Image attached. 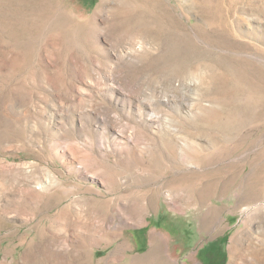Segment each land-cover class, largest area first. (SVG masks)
Returning <instances> with one entry per match:
<instances>
[{
	"label": "rangeland",
	"instance_id": "rangeland-1",
	"mask_svg": "<svg viewBox=\"0 0 264 264\" xmlns=\"http://www.w3.org/2000/svg\"><path fill=\"white\" fill-rule=\"evenodd\" d=\"M213 244L264 264V0H0V264Z\"/></svg>",
	"mask_w": 264,
	"mask_h": 264
},
{
	"label": "trees",
	"instance_id": "trees-1",
	"mask_svg": "<svg viewBox=\"0 0 264 264\" xmlns=\"http://www.w3.org/2000/svg\"><path fill=\"white\" fill-rule=\"evenodd\" d=\"M84 2H90L94 5L98 0H83ZM142 232V231H141ZM144 232V230H143ZM203 259L207 264H225L226 253L217 245H210L203 249Z\"/></svg>",
	"mask_w": 264,
	"mask_h": 264
},
{
	"label": "bare ground",
	"instance_id": "bare-ground-1",
	"mask_svg": "<svg viewBox=\"0 0 264 264\" xmlns=\"http://www.w3.org/2000/svg\"><path fill=\"white\" fill-rule=\"evenodd\" d=\"M162 244V238L159 235L153 236L152 248L150 250V253L157 260L161 257L160 249L162 248Z\"/></svg>",
	"mask_w": 264,
	"mask_h": 264
}]
</instances>
